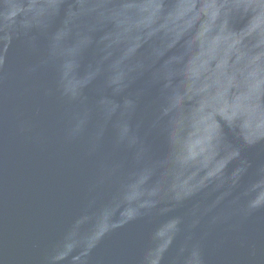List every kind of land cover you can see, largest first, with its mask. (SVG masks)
Returning a JSON list of instances; mask_svg holds the SVG:
<instances>
[{
  "label": "water",
  "instance_id": "95a60500",
  "mask_svg": "<svg viewBox=\"0 0 264 264\" xmlns=\"http://www.w3.org/2000/svg\"><path fill=\"white\" fill-rule=\"evenodd\" d=\"M0 264H264V0H0Z\"/></svg>",
  "mask_w": 264,
  "mask_h": 264
}]
</instances>
